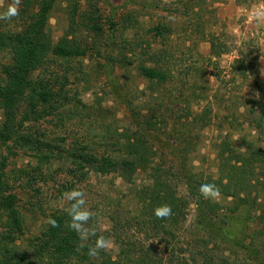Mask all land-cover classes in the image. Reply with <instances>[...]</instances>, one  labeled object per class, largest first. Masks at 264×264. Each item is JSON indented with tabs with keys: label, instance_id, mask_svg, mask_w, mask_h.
Listing matches in <instances>:
<instances>
[{
	"label": "trees",
	"instance_id": "16d2710c",
	"mask_svg": "<svg viewBox=\"0 0 264 264\" xmlns=\"http://www.w3.org/2000/svg\"><path fill=\"white\" fill-rule=\"evenodd\" d=\"M202 2L205 0H197L199 12L203 9ZM129 3L146 4L139 0H129ZM57 4L64 6L69 24L68 35L58 42L50 29ZM18 7L19 15L10 19L11 25L0 21V109L3 113L0 145H8L11 151L16 148L31 152L37 161L32 172L35 183L57 184L62 198L77 190L80 175L87 178L91 174H114L135 185L137 174L146 172L149 176L151 173L154 180L150 179L153 181L149 186L137 190L136 208L126 209L124 213L112 211L108 229H103L100 214L93 213L91 206L78 204L81 197L71 198L64 206L48 207L51 211L48 214L40 199L31 202L35 208L40 204L37 210L47 216V221L43 229L27 237L28 209L19 204L13 192L16 190L6 170V157L0 158V264H236L230 256V247L222 246L231 241L239 244L227 231V218L230 212L239 211L249 201L262 198L260 192L264 187H258L264 184L262 145L247 142L242 137L235 139L233 134L227 133L217 143V175L198 171L191 157L199 145L194 127L199 126L201 119L191 103L183 106L179 103L185 95L183 91L188 90L186 86L183 91L170 93V99H166L160 89L152 91L156 102L150 107L127 100V108L137 119L132 118L126 127L111 130L104 121L109 116L105 112L112 113L111 108L103 107L100 100L95 106L82 99L91 75L86 60L91 58L90 61L112 69L121 65L126 69L135 67L142 77L157 82L160 87L176 77L170 64L150 61L156 55L157 41L127 34L137 19L132 13L125 15L122 21L112 19L109 27L106 26L92 0H20ZM174 28V25L156 27L164 44L170 43L169 35L174 33ZM202 34V38L212 40L210 61L214 56L231 51L228 47L227 51L220 49L222 45L213 39L214 33L203 31ZM167 49L168 45L162 54ZM258 58H247L241 53L232 64L230 75L233 81L255 77L251 93L254 100L249 110L254 117L245 122L251 126L260 122L264 133V80L260 79L257 69ZM249 66L251 69L256 66V71L249 73ZM146 109L148 113H143ZM180 109L183 116L179 114ZM219 109L221 113L222 108ZM257 109L261 110L259 116ZM86 111L93 115L88 119L85 134L71 131V126L84 117ZM203 113L207 126L214 113L208 106ZM227 118V123L234 124ZM95 122L98 124L94 126ZM47 124H54L58 129V148L52 145L48 132L47 135L40 132ZM96 126L104 128L101 141L91 134ZM159 126L169 129L175 139L181 170L178 177L185 180L183 187L171 182V173L164 170L160 161L162 155L149 137V132ZM53 160H63L66 164L57 168L52 167L53 164L46 168L38 165L39 161ZM21 173L31 174L26 169ZM68 178L71 179L68 181ZM255 180L259 184H254ZM203 184L216 185L220 197L205 199L200 192ZM254 189L258 191L256 196H253ZM163 205L172 210L171 218L166 220L155 215V209ZM191 205H195L196 214L194 224L186 231ZM76 210L90 213L87 220L76 222L78 227L73 224ZM50 219H54L57 226L53 227ZM134 228H138L141 235L132 238L129 232ZM180 232L184 240L172 246L170 238L177 239ZM100 237L113 241L118 251L115 253L109 247L100 249L94 257L89 256L90 248ZM245 250L250 264H264V239L259 243L254 241Z\"/></svg>",
	"mask_w": 264,
	"mask_h": 264
},
{
	"label": "rangeland",
	"instance_id": "374dc122",
	"mask_svg": "<svg viewBox=\"0 0 264 264\" xmlns=\"http://www.w3.org/2000/svg\"><path fill=\"white\" fill-rule=\"evenodd\" d=\"M92 1L106 26L111 24L110 20L121 19L120 21H122L125 15L132 13L131 15L137 19L134 20L132 29L128 30L127 34L142 35L143 38L146 37L144 39L157 41L155 42L156 55L151 57L150 61L154 59L155 62L159 61L162 65L170 64L174 71L173 76L176 77L174 80L168 79L158 87L157 82L142 77L135 67L126 69L121 65V67L116 66L112 69L102 63L90 61L91 58L87 59L85 63L86 65L90 64L88 72L91 75L82 99L95 106L100 100L103 102V107L111 108L112 113L105 112L109 116H106V120H104L111 130L126 127L132 118L137 119L135 114L133 115V112L131 113L127 108V100H133L141 107H150L155 101L152 91L160 89L164 97L170 99L168 96L170 93L183 91L186 86L188 90L183 92L188 96V99L184 95L179 103L181 106L191 103L193 111L198 114V119H201L199 126L194 127V135L198 136L199 145L191 157V163L198 171L217 175V143L227 133L233 134L235 139L242 137L247 142L254 141L264 148V133L261 132L260 122L254 123L252 126L245 122L249 117H254L249 113V110L252 108L251 100H254L251 93L255 77L236 78L237 80L233 81L230 75L234 60L244 53L247 58L249 56L253 59L259 57L257 69L260 79L264 80V21L249 20L254 10L264 4V0H205L202 2L203 9L200 12L197 0H139L146 3L143 6L130 4L129 0ZM13 3L12 0H0V14H3ZM157 4L161 7H157ZM63 7V5L57 4L50 20V29L56 42L68 35V17ZM85 7L88 8L89 5H85ZM0 21L6 26L12 23L11 20L0 19ZM158 25H174L175 27L174 33L169 35L170 43L167 44L168 49L165 54H162V51L167 45L162 42L163 36L156 30ZM203 31L214 33L213 39L222 45L220 48L222 51H227L228 48L231 51L217 57L214 56L210 61L212 40L202 38ZM145 57L148 59L147 55ZM255 67L251 69L249 66V73H254ZM180 80L182 81L180 82ZM247 95L248 97H246ZM210 102L211 104H209ZM207 106L213 110L214 118L205 126L203 109ZM219 108H222L221 113ZM147 111L146 109L143 113H148ZM2 114L0 109V122L3 118ZM179 114L183 116L181 109ZM256 114L259 116L261 110L257 109ZM92 115L93 113L90 111L84 112V117L71 126L73 127L71 131L84 135L89 126L88 119H91ZM226 117L234 124L227 123ZM97 124L95 122L94 126ZM42 128L44 130H40V132L45 135L48 132L52 145L58 148L60 146L58 129L54 124H47ZM93 128L92 136L97 141H101L100 137L104 133V128H99V126ZM149 134L153 144L159 150L160 156L162 155L160 161L164 170L171 173V182L178 187H183L185 180L178 177L181 174L177 161L178 150L174 147L175 139L169 129L159 126L156 130H151ZM4 156L7 159H5L6 170L12 185H14L13 189L17 191L13 192L17 194L19 204L28 209L26 236L29 237L43 229L42 225L47 221V216L41 210H37L38 205L42 204L48 214L51 212L48 207L64 206L74 197H72V193H69L62 198L63 195L59 193L57 184L52 182L35 183V173L32 172L37 161L31 152H24L16 148L11 151L8 145H0V158ZM39 162L38 165H42L43 168L52 164L54 168L66 164L63 160ZM67 164L70 165L71 162ZM23 169L28 170L31 174H22ZM151 175V173L149 176L146 172H139L135 185L126 183L114 174H91L87 178L80 175L79 179L81 180L78 181L75 191L83 193L84 205L91 206L94 209L93 213L100 214L103 229H108L111 225L109 215L112 211L124 213L126 209L137 207L139 199L136 198V192L151 184L154 180ZM70 179L68 178V181ZM62 183L67 182L62 181ZM254 184H259V182L255 180ZM258 187H264V184H259ZM257 192L254 189L253 196H256ZM260 194L262 198L249 201V204L243 206L239 211L230 212L227 218V231L237 239L239 244L231 241L229 245L227 242L222 246L230 247V256L236 264H250L249 256L245 250L246 246L254 241L259 243L264 239V234L261 233L264 232V191H261ZM38 199H40V204H37L36 208L32 207L31 202L35 203ZM261 199H263L262 202ZM91 203L92 205H90ZM190 209L189 219L185 224L186 231L191 229V225L194 224L196 214L195 205H191ZM129 233L132 238L141 235L138 228H134ZM182 235L180 232L177 239L170 238L171 245L179 243L178 240H184ZM179 236L181 237L179 238ZM110 244V248L116 253L118 246L113 241Z\"/></svg>",
	"mask_w": 264,
	"mask_h": 264
},
{
	"label": "clouds",
	"instance_id": "9594fccd",
	"mask_svg": "<svg viewBox=\"0 0 264 264\" xmlns=\"http://www.w3.org/2000/svg\"><path fill=\"white\" fill-rule=\"evenodd\" d=\"M19 4L20 0H14V3L9 5L7 10L3 13L0 14V19L4 20H10L13 17H16L19 15ZM257 20V21H264V4H261L258 9L254 10L253 15H250L249 20ZM200 192L204 196L205 199H213L216 200L220 197V191L219 188L214 185V184H203L200 186ZM72 197H81V199L78 201V204H83V193L78 192V191H73L72 192ZM78 205H74V208H77ZM90 213L87 211H81V210H76L74 215H73V224L74 226L78 227V224L76 222L78 221H85L89 218ZM155 215L159 219H169L172 216V210L171 207L168 205H163L160 207H157L155 209ZM49 223L55 227L57 226V222L54 219H50ZM111 247L110 242L104 238L100 237L97 239L96 244L94 247L90 248L88 255L89 256H96L98 255V251L100 249H107Z\"/></svg>",
	"mask_w": 264,
	"mask_h": 264
}]
</instances>
